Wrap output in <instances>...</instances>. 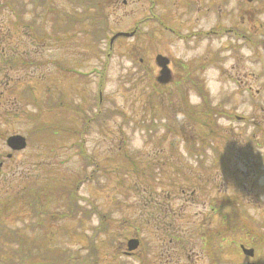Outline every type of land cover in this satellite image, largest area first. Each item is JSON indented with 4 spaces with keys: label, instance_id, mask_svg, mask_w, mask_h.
<instances>
[{
    "label": "rangeland",
    "instance_id": "obj_1",
    "mask_svg": "<svg viewBox=\"0 0 264 264\" xmlns=\"http://www.w3.org/2000/svg\"><path fill=\"white\" fill-rule=\"evenodd\" d=\"M34 1L43 4L45 2V0H0V5L5 9L9 5L11 7L9 10L10 13L8 11L6 12V10L0 13V19L4 25H2L3 29L2 33L0 31V36L3 37L5 43H9L7 47H11V50L14 49L12 45L15 46L17 44L20 35L28 33V30H18V33H15L14 26H17L18 23L16 21L17 13L23 11L21 10L22 6L26 8L30 2L33 3ZM84 1L86 3L89 0ZM117 1L118 3L111 5L113 9L111 13L106 14L107 9H104L103 12V14L107 16V23L114 28L109 33L110 35L114 34V30L117 27L122 30L132 31L136 26V23H134L135 20H142L143 13H140V10L144 8L146 4L144 0L140 2V5L138 4L139 0H128V4H124V0ZM52 2L54 4V11L48 13V15L46 14L45 18L43 17L44 15L41 17V10L38 9L37 11L34 6H31V8H35V14L30 15L31 21H34L31 35L33 38L32 43L35 45L34 49L46 43L43 47V55L45 59H47V63L44 58L40 59L39 57H35V61L38 58L37 62L40 66L45 62L47 68L52 67L51 72L46 71V73L49 74H43L41 77H34V74H31L29 79L32 80L22 84L17 82V80L20 79L17 72L15 74L12 73L10 74L12 78L11 84L15 87L12 94H10L9 91L4 94L0 93V114L2 115V117H0L1 142H4L3 139L5 136L13 133H21L30 140L27 149L15 153L14 157L7 161L4 166L6 167V171L19 167V171L25 172L26 169H30L27 165L38 161L41 157V159H43L42 161L46 164H42L39 170L35 169L32 175L28 176V181L26 177L23 178L20 174L17 175V179L14 183L23 179L25 181L21 185L23 187L19 188L15 186V184H3L0 182V187L2 186V189L0 188V195H3V193H5V195L9 194L8 196L15 195L16 192L28 186H32V189L39 188L40 194L41 191L44 190L42 193L46 195L45 185H43L41 181L49 170L58 171L64 166L69 167L71 170L77 168L79 164L74 162L75 151L59 148V143H61L59 136L63 133L62 131L71 133L73 126L76 128L79 124H82V118L86 116L88 110L96 107L95 102L99 103L98 100L100 99V93L98 92L99 87H103V93L109 97L108 99L105 97V101L111 99L107 102V107L113 106L118 109L123 108L130 117H134L138 120L142 117V111L145 105V102L144 104L140 102H142L145 97L151 96L150 91L153 89L154 85L161 88H171L174 87L176 82L182 81L180 82L182 85L191 88L192 84L198 83L205 94L199 95L201 96V98H199L196 91L191 90L190 102L192 101L194 104H199L202 101L205 107L210 106V109L215 111L216 115H218L217 117H219V123H216V125L221 127V133L233 130L235 133V135L231 134L234 136L233 138L246 139L249 144L251 142L250 136L254 135V140L252 142L255 150L251 153L249 151L246 153L242 151L241 159L237 161L234 159L229 163L230 168L225 167L221 173L220 170L222 166L219 170L216 168L209 169L207 167H210L214 162V156L218 155V146L222 149L221 154L223 155V140H218L217 138L216 141H212L214 145L211 147L210 145L208 147L206 143H201V123L197 122L199 117L191 125H189V118L184 122L182 120L184 118L183 116L187 115L186 106L183 108V106L177 103L175 106L167 105L163 109H159L150 105V115L154 114L158 122L172 129V138L177 142L175 150L178 152L182 151L183 154H185V150H182L181 145L178 144L180 139L186 140L191 138V142L193 143V141H196L193 138L196 137L199 139L196 142L206 148L205 152L208 159L206 162L207 167H205V165L203 168L196 166L199 167L197 174H204L203 178H205V181H208V184H211L213 179H216L214 176L218 173L221 174V177L225 181V186L221 187L225 189L226 192L224 194L218 193L219 197L215 196L218 200L224 201V208L217 213H212L213 211H211L209 206H206V203L204 205L203 202L208 201L207 195H204V198L201 196L198 201L187 202L184 201V195L180 193V191L174 193L176 195V198L173 199L174 206L176 208L182 207L184 213V218L179 221H184L187 227H190L193 234L198 236H203L207 228L213 231L220 230L222 232L223 228L229 225H227L228 220L232 218L241 219L243 223L242 216L237 214L235 209V201H239L235 200L237 194L240 198L244 199L245 209L253 224L263 222V227L258 231V234L264 237V49L259 47L257 54H255V51L246 52L243 56L239 55L238 60L236 55L240 54L243 49L236 54V50L225 48L223 55L226 59L221 55L222 60L218 63L220 66L210 64V72L206 81L198 80L186 82L182 80L181 76L183 75H181V72L184 76L190 75L191 73L195 74V63L192 61L188 63V58L178 52L174 55V64L170 63L172 67L171 79L158 81L157 76L160 68L154 56L155 54L157 55L160 50L153 48L155 42L158 43L159 40L158 33L155 30V26L159 23L158 18H156L157 14L155 10H149L152 11L151 14L145 13V15L147 14V19H144L142 26L139 27V39L135 35V37H127L123 41V44L128 46L131 50H135L140 46L139 40H142L143 43H150L154 52H149V54L145 56L146 63L140 64L133 60L131 54L126 55L125 53H119L118 49L115 51L113 50L112 55L108 58L103 55V53L106 52L102 49L104 47L102 35H100V32L94 36L90 34L91 31H94V27L88 19L83 18L81 15L82 9H79L81 6L78 7L75 4V0H52ZM251 2L257 4L258 18L256 17L254 21L250 20V22H247L246 27H243L242 30H246L244 32H249L247 34H250L253 28H255L258 33L257 39H262L261 43L264 46V0H251ZM175 3V0H170L169 5ZM3 7H0V9H3ZM27 8V12H29L30 7L28 6ZM59 13L60 15L57 17ZM152 14H154V17L151 19V22H149L150 25L146 28L145 20H148ZM74 16H78L81 19V25H75V27L72 28L71 24L67 22L69 19H73ZM56 18L58 23L55 21ZM62 19H65V21ZM211 22H215L212 17ZM64 23L66 24L59 29L60 25ZM9 24L13 25L6 28ZM12 30H14L12 37L15 33L14 39L16 41L9 42L11 40L10 32ZM58 35H60V39L64 38V42L58 39ZM39 36H44V41L41 42V40H37L36 37ZM213 39H215V37H210V40ZM57 40L63 43V45L58 44ZM215 40L217 41L209 44L210 50H213V48L217 50L221 47L220 44H222L221 41L223 38ZM26 43L29 42L27 41ZM201 45L202 42H194L193 48L186 47V54L191 56L200 53V51L194 48H200ZM175 46L179 47V49L183 48V44L181 43H176ZM240 46L244 47V44L241 43ZM95 50L97 53L100 52V55H97ZM1 51L7 52L8 50L3 48ZM179 60L182 62L179 63ZM218 67L223 68V70L219 71ZM73 68H76L78 71H91V73L77 80L78 76L72 71ZM57 70H61V72L58 74L56 72ZM21 72H23L22 74L25 76L29 73L24 70ZM141 74L147 76L148 79L145 80V82L139 78ZM47 75H50L47 79H40ZM9 81V78L0 80V85L5 83L8 84ZM9 94L11 95V101H8ZM18 96H20L21 100L16 103V98ZM24 97H29V99ZM134 100L137 101L132 102ZM25 101H28V103ZM171 106L174 107L171 108ZM3 107L5 108L3 109ZM175 107L177 108V112H174ZM200 110L203 115L208 114L202 105L200 106ZM16 112L19 113L15 117L14 114ZM175 117H177L180 122L175 120ZM117 121H121V117H117ZM135 125L134 123L125 128V137H127L128 140L126 142V147L131 153L142 149L147 140L144 131L137 129L134 127ZM162 128L161 133H163V130L166 131L165 133H168L166 128ZM148 137L152 138L153 136ZM86 138V141H88L91 146L98 147L99 145L98 148H100V150L95 153L98 160H105L100 161L103 167L102 171L99 173L98 179L81 183L82 185L79 189V193L86 197V200L84 198L82 201V208L89 211L97 205L101 212L91 214L89 219H82V216H80L78 219L74 220L67 214V211H64L63 200L58 198L59 195L57 194L59 191L55 188L53 192L47 193V202L43 199L44 205L48 207L50 216L46 226H52L48 235L50 238H58V240L50 239L49 241H51V243H63L66 246H70L67 247L71 251L72 255L70 256L75 257L79 264H84L85 258L90 256L91 244L96 246L99 251L98 264H143L149 256L156 252L157 248L152 234L148 235L147 233L149 231L144 230L149 229L150 225L144 226V231L140 233L141 235H145L142 237L144 242L143 247H141L140 252L137 253L135 258H125V256L118 255L117 252V247L121 244L119 243L120 240L125 239L126 235L130 237L136 232L134 228L136 225H132L133 220L131 219L140 216L142 212V210L136 209V207L130 209L129 207H125V204H132L127 202V199L125 200L123 194L126 182L125 173L123 172L121 175L115 174V161L114 159H108V152L103 148V145H110L111 143L120 144L121 139L117 136V139L114 140L110 136L109 140L102 141L98 139L96 131L86 133ZM3 150L7 153L10 152V149L4 146ZM254 154H258L257 156L259 157V165L257 167H253V165L258 161L251 160V158L256 156ZM228 156L229 155H227V157ZM246 156H248L249 160ZM63 158H66V163H64V166H61L59 161L61 163ZM246 158L249 163L248 166L244 162ZM51 165H54L55 168L52 169ZM236 165L238 169H240L239 171L233 169L236 168ZM90 170L91 169H89V172ZM259 171L261 172L257 175ZM82 173L84 175L83 170ZM190 176V179H195L192 173H190ZM58 179L61 178L58 177ZM186 179L187 178H183V176L178 177V180H183V186H186L188 183ZM118 181L120 183H118ZM5 187H8V190L3 192ZM228 203L233 206H226ZM16 205L17 202L8 204L9 207ZM29 212L28 209H25V203H23L22 209H19L17 206V211L9 210L7 218L10 224L14 228L17 227L19 231L24 233L26 230L29 231L28 235L30 238L35 234L37 238L34 239L33 242L38 241L43 244L48 241L42 238L45 231L31 229V227H33V221ZM102 213L104 217H109L108 215L110 214L109 223L111 222L112 224L109 225V223H106V231L104 232L99 229L93 237L92 227L103 219ZM189 220L190 222H188ZM233 223L234 224H230L232 227L235 226V222ZM246 224L250 226L252 223ZM233 233L234 231L226 235L227 238L229 237L231 239L225 240V244L223 245L222 250L225 251V263L223 264H243L244 261L247 260L245 255L238 253L239 243L242 242L240 240L244 238L241 236V231H237L234 236ZM97 234L98 236L96 237ZM110 237L114 238L111 244H109ZM193 242L195 248H200L199 242L194 240V238ZM106 246L109 248V251L104 250ZM83 247L85 248L84 251H82V253H77V249L79 248L80 250ZM112 249H115L114 257L109 254ZM151 249H153L154 252L151 253ZM60 252L65 255L64 251ZM74 252L76 253L74 254ZM83 254H86V257H84L85 255L83 256ZM210 260L209 257H203L200 254L197 264H212ZM178 264H185V261L178 262Z\"/></svg>",
    "mask_w": 264,
    "mask_h": 264
},
{
    "label": "flooded vegetation",
    "instance_id": "obj_2",
    "mask_svg": "<svg viewBox=\"0 0 264 264\" xmlns=\"http://www.w3.org/2000/svg\"><path fill=\"white\" fill-rule=\"evenodd\" d=\"M137 1V0H135ZM142 0L138 1V4L140 5V2ZM175 4L169 5L170 0H156V18H158L159 23L155 26V30L158 33V43H157V49L162 51L165 54H168L172 59L170 60L172 64H174L172 51L169 48V44L171 46H175L177 43L183 44V48L176 47V52L180 53L181 55H185L186 53V47H188V44H194V42H202V47L200 53H196L192 55V58H196L195 65V74L191 73L190 75L184 76V74L181 72V78H191L193 75H196L200 78H208V74L210 72V62L213 59H217L219 61L222 60L221 54V47H219L217 50H210L209 47V36H210V27H209V15L211 10L214 12L220 11V16H223L224 12H226V9L228 7H232L231 0H175ZM116 2H118L116 0ZM127 2V3H126ZM230 2V3H229ZM124 4H128V0H124ZM246 6L249 7V10L247 11V14L249 15V19L247 22H250V20H255V13L257 10L256 4L250 2H246ZM144 9V8H141ZM241 12V11H239ZM243 18V17H242ZM195 31V32H194ZM231 32L229 36L234 41H241L245 40L246 36H248L249 41L245 42V46L247 47L250 44H256L257 42V31L255 28H253L252 32L248 35H242L239 34V31L234 29V26L232 25L231 28L228 30ZM132 38L136 37L139 39V33L140 30L134 28L132 31ZM214 33H219V31H214ZM253 35V36H252ZM117 40H120L121 46L123 45V38H117ZM64 42V41H63ZM118 42V41H117ZM116 42V43H117ZM140 46L138 49L140 51L143 50V53L145 56L149 54V51L151 50L150 43H143L142 40H139ZM142 46V47H141ZM125 47H127L125 45ZM179 49V51H178ZM142 62H145V57L141 58ZM179 63L182 61L179 60ZM146 63V62H145ZM158 75H161V69H159ZM171 75H172V69H171ZM1 144H0V158L2 157L1 153ZM2 202L0 201V228H1V221L2 218H7L8 210L7 208L5 210L1 209ZM1 231V229H0ZM251 244L250 247L254 248V255L252 258V264H264V237L260 236L256 232H253L251 235ZM189 249L187 250V264H197L199 261V257L195 259L194 257V250L192 248V242L189 240ZM262 246V247H261ZM2 254V250L0 249V255ZM125 254L133 255L134 253H128L127 247L125 245ZM248 264H251L250 262H247Z\"/></svg>",
    "mask_w": 264,
    "mask_h": 264
},
{
    "label": "trees",
    "instance_id": "obj_3",
    "mask_svg": "<svg viewBox=\"0 0 264 264\" xmlns=\"http://www.w3.org/2000/svg\"><path fill=\"white\" fill-rule=\"evenodd\" d=\"M149 154V153H148ZM148 163H161L160 159L154 158L151 155H149L148 160H146ZM128 162V163H127ZM133 162H137V160H134ZM133 162L125 160V163H127V165H125V169L128 171V174H125V179L131 183V184H135L136 182V178H137V174L139 173L138 169L139 167L137 165H135ZM161 167L163 168V164H161ZM157 167H153V169H156ZM17 176H10L6 181L5 184H15V186L23 187L21 186L25 181L19 180L17 181V183H14V181L17 179ZM21 177L25 178L28 181V177L25 175L21 174ZM144 178L147 180L145 184H149L151 183L150 178H148L147 175L144 174ZM127 182V183H128ZM126 183V182H125ZM192 183V179H190L188 181L187 184ZM181 184H183V181H181ZM59 184H55V188L57 191H59ZM22 194V195H21ZM32 195L33 196V206L35 208V210H39L42 208V194L39 193V190L37 189H31V186L29 187H24V189L19 190L18 192L15 193V195H11V196H4L3 200L5 201H16L18 204V208L22 209L23 203H25V209H26V204L28 202L29 196ZM48 218H50L49 213H48ZM46 216V217H47ZM213 232V231H211ZM91 247V246H90ZM95 253V250L93 247H91V255H93ZM86 257V256H84ZM86 263L90 264L92 263L90 257L88 256L86 258ZM40 264H79L76 259L73 256H70L68 254H52L48 260L46 262H40Z\"/></svg>",
    "mask_w": 264,
    "mask_h": 264
},
{
    "label": "water",
    "instance_id": "obj_4",
    "mask_svg": "<svg viewBox=\"0 0 264 264\" xmlns=\"http://www.w3.org/2000/svg\"><path fill=\"white\" fill-rule=\"evenodd\" d=\"M8 143L10 146H12L15 149H22L26 146V140L24 137H21L19 135L17 136H12L9 138ZM1 165V164H0ZM136 240H132L130 242V248L131 250L136 247Z\"/></svg>",
    "mask_w": 264,
    "mask_h": 264
}]
</instances>
